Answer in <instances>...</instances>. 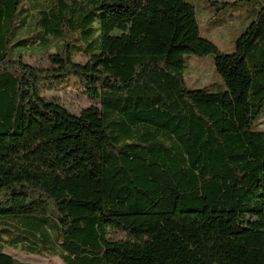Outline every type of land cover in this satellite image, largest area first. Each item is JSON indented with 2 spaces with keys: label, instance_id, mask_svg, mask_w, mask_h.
Segmentation results:
<instances>
[{
  "label": "trees",
  "instance_id": "obj_1",
  "mask_svg": "<svg viewBox=\"0 0 264 264\" xmlns=\"http://www.w3.org/2000/svg\"><path fill=\"white\" fill-rule=\"evenodd\" d=\"M254 13L226 52L187 0H0V264H264ZM186 53L214 55L226 90L188 89ZM70 78L79 114L53 86Z\"/></svg>",
  "mask_w": 264,
  "mask_h": 264
},
{
  "label": "rangeland",
  "instance_id": "obj_2",
  "mask_svg": "<svg viewBox=\"0 0 264 264\" xmlns=\"http://www.w3.org/2000/svg\"><path fill=\"white\" fill-rule=\"evenodd\" d=\"M187 1L191 2L196 7L201 36L212 40L221 50L226 52H232L237 39L246 31L252 20L256 19L254 13V3L256 0H230V2H233L231 6H227L226 4H216L214 6L213 3L210 2L213 0ZM234 2L236 3L234 4ZM217 6L220 7L218 13L217 11H212L213 9L215 10ZM219 14L223 17L222 19H226L227 22L223 24L222 27L216 28L214 21L218 18ZM116 34H119V32H116ZM183 58V73L188 89H208L217 92L226 90L223 80L217 72L214 55L198 56L196 54L186 53L183 54ZM76 60H80L81 62L85 61V59L81 60V58H77ZM28 61L31 63H40L42 59L33 56L29 57ZM53 86L58 89L62 88L64 91L66 90V93L60 94V100L74 114H79L82 109L92 104V101L88 100L82 86L76 78H70L67 82L61 84L54 82ZM41 94L48 99L57 96L56 90H48L45 86L42 87ZM260 122L262 123L260 128L264 131V118ZM6 225L8 224L1 221L0 230ZM5 235L7 234H3V236ZM8 253L23 263L65 264L58 257L42 258L16 250H9Z\"/></svg>",
  "mask_w": 264,
  "mask_h": 264
}]
</instances>
